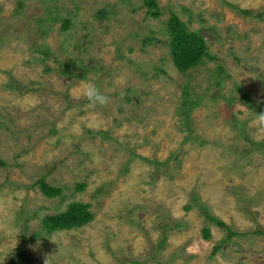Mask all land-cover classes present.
<instances>
[{"label": "rangeland", "instance_id": "374dc122", "mask_svg": "<svg viewBox=\"0 0 264 264\" xmlns=\"http://www.w3.org/2000/svg\"><path fill=\"white\" fill-rule=\"evenodd\" d=\"M155 4L0 0V264H264V16L232 8L264 0ZM172 15L207 47L186 72ZM81 79L108 104L90 107ZM72 203L91 221L46 234ZM200 206L247 236L223 243Z\"/></svg>", "mask_w": 264, "mask_h": 264}, {"label": "trees", "instance_id": "16d2710c", "mask_svg": "<svg viewBox=\"0 0 264 264\" xmlns=\"http://www.w3.org/2000/svg\"><path fill=\"white\" fill-rule=\"evenodd\" d=\"M145 4L148 7V12L153 18H158L161 16L160 11L157 10L155 0H145ZM235 11L248 16H255L257 18H262L264 13L254 14L251 11H239L236 7H232ZM153 10V11H151ZM49 16V15H48ZM39 25H42L41 17L39 18ZM70 21L63 20L62 30L67 31L69 29ZM166 30L169 33L170 43H169V52L173 60L175 68L179 72H186L191 68L196 67L201 64L205 58H208L207 47L203 38L199 35L198 32L189 31L185 25L179 21L176 15H172L166 24ZM42 32V31H41ZM39 51V49H37ZM46 52H44L45 54ZM210 58V57H209ZM189 108L188 103H184V108ZM189 112V109H186ZM254 145V144H253ZM5 163L0 160V166H4ZM41 193L52 199L58 196L61 192V189L47 185L43 179H40L37 183ZM84 185H78V190H83ZM195 200V199H193ZM88 205L82 203H72L70 204L66 211L63 213L56 214L54 216L45 217L41 224L42 229L46 234H51L58 231H69L75 228H81L89 223L92 219L91 212L88 211ZM200 213L205 221L214 224L217 227L226 231V238L222 241L223 243L228 242V240L235 237L247 236L244 234L236 233L231 227L221 222L215 218L208 210L201 208ZM202 236L204 240L210 239V231L208 228L203 229ZM253 236H262L264 238V231L255 230L252 232ZM19 261H12L11 264H21L22 262L29 263V258L24 254L20 253L16 257Z\"/></svg>", "mask_w": 264, "mask_h": 264}, {"label": "clouds", "instance_id": "9594fccd", "mask_svg": "<svg viewBox=\"0 0 264 264\" xmlns=\"http://www.w3.org/2000/svg\"><path fill=\"white\" fill-rule=\"evenodd\" d=\"M79 91L82 96L89 102L90 107H103L108 104L109 97L104 95L98 85L91 80L81 79L79 83ZM264 116V114H262Z\"/></svg>", "mask_w": 264, "mask_h": 264}]
</instances>
